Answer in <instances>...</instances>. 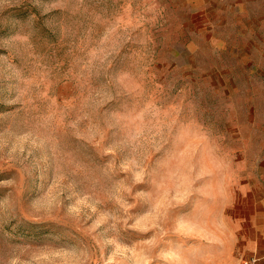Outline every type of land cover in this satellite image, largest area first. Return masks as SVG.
Segmentation results:
<instances>
[{"label":"rangeland","instance_id":"374dc122","mask_svg":"<svg viewBox=\"0 0 264 264\" xmlns=\"http://www.w3.org/2000/svg\"><path fill=\"white\" fill-rule=\"evenodd\" d=\"M262 222L264 0H0V264H237Z\"/></svg>","mask_w":264,"mask_h":264},{"label":"built area","instance_id":"2783aa9c","mask_svg":"<svg viewBox=\"0 0 264 264\" xmlns=\"http://www.w3.org/2000/svg\"><path fill=\"white\" fill-rule=\"evenodd\" d=\"M239 264H264V253L252 254L246 258H242Z\"/></svg>","mask_w":264,"mask_h":264},{"label":"crops","instance_id":"0c3cea01","mask_svg":"<svg viewBox=\"0 0 264 264\" xmlns=\"http://www.w3.org/2000/svg\"><path fill=\"white\" fill-rule=\"evenodd\" d=\"M261 225L264 226V222L259 223V226H260V227H261ZM235 245H237V242H236V241H235ZM260 246H261V248H264V243H261ZM245 247L248 248V249H253V248H254V242H253V241H248V242L245 244ZM261 253H264V249H258V250H257V248H256V249H253V251L250 252L249 254H246L245 256H243L242 258H246V257H248V256H250V255H252V254H261ZM242 258H240V260H241ZM240 260L238 261L237 264L240 263ZM235 262H236V259H235Z\"/></svg>","mask_w":264,"mask_h":264}]
</instances>
